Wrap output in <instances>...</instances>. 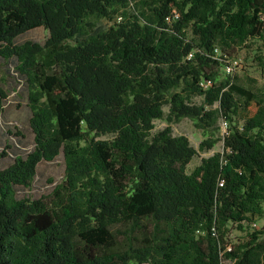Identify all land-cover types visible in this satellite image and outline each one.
Returning a JSON list of instances; mask_svg holds the SVG:
<instances>
[{"label": "trees", "instance_id": "16d2710c", "mask_svg": "<svg viewBox=\"0 0 264 264\" xmlns=\"http://www.w3.org/2000/svg\"><path fill=\"white\" fill-rule=\"evenodd\" d=\"M41 26L45 42L17 41ZM250 40L264 0H0L35 141L0 167V264H264V90L227 69ZM184 118L211 133L199 149ZM60 154L52 192L20 197Z\"/></svg>", "mask_w": 264, "mask_h": 264}, {"label": "rangeland", "instance_id": "374dc122", "mask_svg": "<svg viewBox=\"0 0 264 264\" xmlns=\"http://www.w3.org/2000/svg\"><path fill=\"white\" fill-rule=\"evenodd\" d=\"M109 21L104 20L103 24ZM49 36V31L44 27H37L17 38L18 42L26 40H36L45 42ZM256 53H264V46L259 40H250L249 46L239 49L235 54L232 71L239 75L241 81L257 89L264 90V67L255 57ZM15 60H6L0 56V86L9 91V97L6 100V107L0 118V153L3 150L10 152L9 155L0 159V167H6L13 162L15 156L26 155L34 147V133L30 126L31 109L28 106V90L23 80L14 72ZM227 71V70H226ZM166 110L168 108L166 107ZM167 125L165 120H156L157 129ZM222 130L216 133L214 137L222 135L226 131V125L221 122ZM175 134H185L191 140V143L199 149L203 139L211 136L208 130L200 129L190 118H184L182 121L173 124ZM10 145V147H8ZM223 140L218 141L210 150L199 151L188 165V171L191 172L195 166L200 164L202 157L209 156L216 151L223 150ZM65 174V160L63 154H60L53 161H42L38 166V173L30 187L18 186L20 197L29 196L32 198L44 197L52 192L54 186L61 182ZM264 227V218L257 221L252 228L261 229ZM246 232L234 225L230 232V239L234 242L243 240Z\"/></svg>", "mask_w": 264, "mask_h": 264}, {"label": "built area", "instance_id": "2783aa9c", "mask_svg": "<svg viewBox=\"0 0 264 264\" xmlns=\"http://www.w3.org/2000/svg\"><path fill=\"white\" fill-rule=\"evenodd\" d=\"M227 69L230 71L232 69V66L231 65L228 66Z\"/></svg>", "mask_w": 264, "mask_h": 264}]
</instances>
